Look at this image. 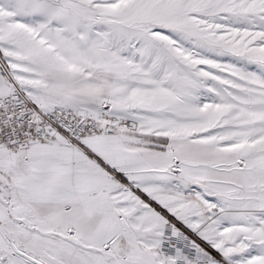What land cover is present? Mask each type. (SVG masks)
I'll return each mask as SVG.
<instances>
[{
  "label": "snow or ice",
  "instance_id": "1",
  "mask_svg": "<svg viewBox=\"0 0 264 264\" xmlns=\"http://www.w3.org/2000/svg\"><path fill=\"white\" fill-rule=\"evenodd\" d=\"M0 264H264V0H0Z\"/></svg>",
  "mask_w": 264,
  "mask_h": 264
}]
</instances>
